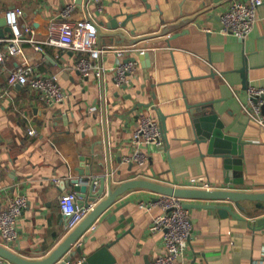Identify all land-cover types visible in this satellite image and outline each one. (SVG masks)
<instances>
[{
	"label": "crops",
	"instance_id": "1",
	"mask_svg": "<svg viewBox=\"0 0 264 264\" xmlns=\"http://www.w3.org/2000/svg\"><path fill=\"white\" fill-rule=\"evenodd\" d=\"M233 1L104 0L98 12L93 2L82 0L73 18L97 22L100 46L135 51L124 58L105 53L98 62L105 70L101 77H84L74 51L57 46L37 51L29 41L21 43L20 54L0 63V191L4 199L23 195L28 200L18 239L6 243L0 236V245L30 260L51 253L69 233L59 206L61 196L72 189L67 184L64 188L65 183L81 172L111 177L114 186L146 179L180 188L264 193V127L244 109L251 110L252 104L241 73L246 65L249 86L264 88V4L253 32L242 40L221 32V14ZM66 4L0 0V18L22 8L20 24L32 31L26 39L43 42L50 21L60 17ZM0 48L8 49L7 42ZM126 61L138 62V70L128 84L119 86L111 69ZM18 66L31 67L30 78L57 75L67 99L49 105L27 85L10 86V71ZM212 113L226 135L242 142V170L235 160L226 169L225 160L210 154L203 142L197 121ZM142 116L152 117L162 128L165 123L166 131L165 145L145 147L148 162L139 166L127 159L133 156L131 140ZM156 197L161 196L146 190L120 197L93 224L96 229L86 232L84 237L94 241L85 245L84 255L116 241L110 252L117 264H151L165 255L163 235L151 231L162 210L159 205L141 207ZM182 202L231 206L238 218L212 208L186 209L192 232L176 264H264V226L258 225L264 209L250 202L242 203L246 210L232 202ZM111 215L115 218L108 219ZM80 258L75 256L72 263Z\"/></svg>",
	"mask_w": 264,
	"mask_h": 264
},
{
	"label": "built area",
	"instance_id": "2",
	"mask_svg": "<svg viewBox=\"0 0 264 264\" xmlns=\"http://www.w3.org/2000/svg\"><path fill=\"white\" fill-rule=\"evenodd\" d=\"M67 4L63 8L60 17L53 19L49 23L48 37L43 42L26 39V35L32 33L30 28H23L20 18L24 14L22 8L15 7L5 13L7 26L10 28V37L0 39L7 42L8 49L0 48V63H3L9 55H18L22 52L21 43L29 41L35 44L37 51H42L44 46H57L74 51L80 55L77 63L78 70L84 77L95 74L101 77L104 68L99 65V61L105 53L114 51L119 58H124L130 52L135 51L130 48L110 49L100 46V30L97 22L89 17L73 18L77 3L82 0H66ZM85 1V0H84ZM93 2L98 12H102L104 0H89ZM264 4V0H235L221 14L222 29L224 34H232L245 40L253 32L258 21L257 13ZM14 13V22L9 23L8 14ZM144 54V50L139 51ZM138 62L126 61L111 70L115 74L114 81L122 86L130 82V78L138 70ZM32 68L29 66H18L10 71L9 85H27L32 90L41 93V99L49 105L63 103L67 99L65 90L61 87L57 75L49 74L39 78H30ZM252 109L244 106L245 111L264 127L263 107L264 88L250 87L248 89ZM254 98L257 101H254ZM92 111V110H91ZM30 135H35V131H29ZM134 148L133 156L127 161L134 162L139 166H144L148 162V155L145 147L150 145L163 147L165 145V134L162 126L150 116H142L139 125L132 136ZM202 181V179L198 180ZM197 182V181H196ZM78 196L73 192H66L60 198V209L67 220L69 231L75 229L92 211L93 207L77 206ZM28 200L25 196L4 199L0 191V236L6 243H13L19 237L18 222L22 212L27 208ZM159 205L162 213L155 217L151 226V231L163 235L166 246V254L157 257L151 264H176L188 248L192 232V221L189 212L185 209L181 199L176 197L161 196L158 201L141 203V207L152 209ZM95 226L92 230H95ZM84 257H81L75 264H83ZM2 264V260H0ZM65 264H73L68 261Z\"/></svg>",
	"mask_w": 264,
	"mask_h": 264
},
{
	"label": "water",
	"instance_id": "3",
	"mask_svg": "<svg viewBox=\"0 0 264 264\" xmlns=\"http://www.w3.org/2000/svg\"><path fill=\"white\" fill-rule=\"evenodd\" d=\"M11 30L7 26L6 19L0 18V38H5L6 34ZM247 66L241 69L244 79L245 89L250 88L248 77L246 74ZM264 100V96L262 97ZM256 102L257 99L254 98ZM264 112V107H263ZM203 127L204 130L201 129ZM198 132L203 135L204 143L209 144V153L223 158L225 160L226 169H230V162L236 161L240 164V170L243 169V144L238 138L226 135L224 132V124L219 121L215 113L198 118L197 121ZM163 130L166 131V124L163 123ZM93 172H81L80 176L71 179L65 183L64 188L69 185L70 192L78 196L77 206L80 208L91 206L89 202L95 203L92 211L75 229L69 231L66 237L49 253L44 259L30 260L15 253L8 247L0 245V260L2 264H65L68 261L81 255L85 258L83 264H117L116 259L110 252V249L117 242L107 243L91 255H84V247L89 240L94 241L90 237H84L86 232L93 226V224L100 219L103 214L112 208L120 197L129 191L146 190L151 191L159 196L176 197L181 200H198V201H218V202H232L239 209L244 208L242 203H253L255 209H264V193H247L243 191L233 190H215V189H192L180 188L174 186L163 185L154 181L146 179H132L124 181L119 185L114 186L113 179L93 177ZM230 176V175H229ZM228 182V181H227ZM242 183V181H240ZM106 196V197H104ZM158 201L159 197L153 199ZM118 206L113 210L115 214L121 209ZM185 209L190 208H212L219 210L224 217L232 215L236 218L238 216L234 213L231 206L225 205H204V204H185ZM248 212V211H247ZM115 218L111 215L110 218ZM258 225L264 226V218L259 219Z\"/></svg>",
	"mask_w": 264,
	"mask_h": 264
},
{
	"label": "clouds",
	"instance_id": "4",
	"mask_svg": "<svg viewBox=\"0 0 264 264\" xmlns=\"http://www.w3.org/2000/svg\"><path fill=\"white\" fill-rule=\"evenodd\" d=\"M14 19H15V14L14 13H9L8 14L9 23L14 22Z\"/></svg>",
	"mask_w": 264,
	"mask_h": 264
}]
</instances>
